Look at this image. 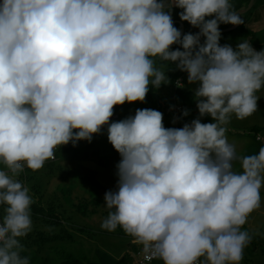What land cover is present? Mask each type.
<instances>
[{
	"label": "clouds",
	"instance_id": "9594fccd",
	"mask_svg": "<svg viewBox=\"0 0 264 264\" xmlns=\"http://www.w3.org/2000/svg\"><path fill=\"white\" fill-rule=\"evenodd\" d=\"M173 8L199 31L182 33ZM243 23L230 0H0V264H30L21 239L34 201L19 174L105 127L121 159L101 228H121L163 264H241L252 239L242 226L262 204L264 147L239 154L226 133L233 115L258 110L264 50L221 45L220 24ZM157 58L196 85L199 117L165 127L162 112L143 108L111 121L115 106L164 84Z\"/></svg>",
	"mask_w": 264,
	"mask_h": 264
},
{
	"label": "rangeland",
	"instance_id": "374dc122",
	"mask_svg": "<svg viewBox=\"0 0 264 264\" xmlns=\"http://www.w3.org/2000/svg\"><path fill=\"white\" fill-rule=\"evenodd\" d=\"M262 34L264 33L255 37L238 28L222 34L220 42L235 48L238 43L247 41L254 49L261 51L264 50ZM174 66L175 63L158 58L155 62V67L165 72V81L173 75ZM181 73L179 79L183 82L181 89L187 93L186 99L176 97L174 83L171 88L165 86L159 89L150 86L145 102H126L124 105L115 106L111 121L134 116L136 109H153L149 99L154 94L160 102L157 110L163 113L165 127L179 128L199 117L193 92L196 85H189L187 73ZM257 96L260 97L257 102L258 110L252 116L240 120L233 115L227 125L228 140L236 144L239 154H258L262 145L255 141L256 136L252 130L257 128L264 134V89L258 92ZM177 107L180 110H177ZM185 109L189 110L188 116H182ZM201 122L211 123L213 120L210 116H204ZM55 154L57 159L52 164H44L38 171L24 169L17 177L23 180L28 189L35 183L40 187L38 194L32 193L33 201L40 197V214L31 212L33 228L21 239V243L31 246V251H34L37 249L38 235H62L65 239L61 241L46 242L45 251L40 254L41 257H48L50 264L60 262L57 251L62 248L83 252L90 259L104 255L118 260L127 255L135 264L136 254L142 250L141 246L119 227L112 232L101 228L102 221L108 215L104 195L107 191H115L117 188L116 165L121 159L108 142L106 127L94 135L91 142L81 140L76 142L75 146L71 142L58 146ZM3 167V164H0V168ZM235 167L239 170L238 164ZM29 194L32 195L31 192ZM261 197V207L252 212L246 224L242 226V230L249 232L252 239L244 249L241 264H264V188L261 189ZM2 215L3 207L0 206V217Z\"/></svg>",
	"mask_w": 264,
	"mask_h": 264
},
{
	"label": "trees",
	"instance_id": "16d2710c",
	"mask_svg": "<svg viewBox=\"0 0 264 264\" xmlns=\"http://www.w3.org/2000/svg\"><path fill=\"white\" fill-rule=\"evenodd\" d=\"M254 9H251L247 14H245V16H248L251 14V12L253 11ZM177 18V17H176ZM178 19L180 20V18L178 17ZM181 21V20H180ZM183 27H184V32L183 33H189V32H192V33H196L199 31L198 28H194L192 27L188 22H184V21H181ZM177 28L180 29V26L177 25V24H174ZM232 25L231 24H227L225 26H222L220 25V30L221 29H226V28H229L231 27ZM238 28H242V25H240ZM237 28V29H238ZM224 34V33H222ZM221 34V36H222ZM201 40H203V38H201ZM220 44L222 45V43L220 42ZM177 48H180L179 45H173L172 46V50H176ZM182 50V49H181ZM173 64V63H172ZM174 73L173 75L170 76V78H168L167 81H165L164 84H162L159 89H162L163 87L167 86V87H172L173 83L181 78V72L179 69L176 68V65L174 66ZM264 89V88H262ZM261 89V90H262ZM175 91V95L177 98H181V99H186L187 98V93L183 90V89H174ZM150 103L151 105L154 107L153 109L154 110H157L158 107L160 106V102L158 101L156 95H152V97H150ZM161 109V108H159ZM159 111V110H158ZM252 132L254 133H260V130L257 129V128H254L252 130ZM261 147H264L261 145ZM55 162V161H54ZM53 162H48V163H45L46 165H49V164H52ZM28 168L26 167L25 170H27ZM27 179V178H26ZM24 186V182L23 180H19ZM39 184L35 183V184H32V186L30 187L29 189V192L34 193V194H38L40 189H39ZM33 196V194L31 195ZM40 201V197L38 200H35L34 199V202L33 204L31 205V212L33 214H40V208H38V202ZM71 238V237H70ZM62 239H65L62 235L60 236H50V235H45V234H42V235H38L37 237V240H36V250L34 251H31L32 247L29 246L27 244H23L26 251L23 253L24 255H27L30 257V264H50V259L48 257H41L40 254H42L45 250V244L46 242H49V240H53V241H61ZM34 245V244H33ZM57 253L60 255V262L58 264H134L133 260L128 257L127 255H124L123 257H121L120 259L118 260H114L113 258H108L106 256H101L99 258H94V259H90L85 253L83 252H73L72 250H69L68 249H60L57 251Z\"/></svg>",
	"mask_w": 264,
	"mask_h": 264
},
{
	"label": "crops",
	"instance_id": "0c3cea01",
	"mask_svg": "<svg viewBox=\"0 0 264 264\" xmlns=\"http://www.w3.org/2000/svg\"><path fill=\"white\" fill-rule=\"evenodd\" d=\"M230 3L232 4V10L235 12H239L238 14H240L242 20L244 21V23L241 24L242 25L241 29L244 32H246L248 35H252V36L254 35L255 37L259 36L261 33H264V0H253L251 6H250L251 0H230ZM251 9H254L251 12V14L245 16V14H247ZM180 11H181L180 9L173 8L172 16H173L174 24L179 25L181 30L182 23L178 19L179 17L178 13ZM220 25L225 26L226 24H220ZM233 26L234 25H232L231 27ZM239 26L240 25H238L235 29H237ZM221 30H225V29H221ZM183 32H184V27H183ZM223 33H227V32H223Z\"/></svg>",
	"mask_w": 264,
	"mask_h": 264
},
{
	"label": "built area",
	"instance_id": "2783aa9c",
	"mask_svg": "<svg viewBox=\"0 0 264 264\" xmlns=\"http://www.w3.org/2000/svg\"><path fill=\"white\" fill-rule=\"evenodd\" d=\"M256 51H259L257 49H255ZM175 88L176 89H181L182 86H183V82L181 79H177L175 82ZM177 110H180L179 107H177ZM255 141L261 143L262 145H264V134H261V133H255ZM57 148L54 150L56 152ZM56 154L54 156L53 159H50L48 161H46L45 163H48V162H54L56 161ZM26 168V167H25ZM135 264H163V262L159 259H155V258H152V259H148L145 257V255L143 254L142 250H140L139 252H137L136 254V258H135Z\"/></svg>",
	"mask_w": 264,
	"mask_h": 264
},
{
	"label": "water",
	"instance_id": "95a60500",
	"mask_svg": "<svg viewBox=\"0 0 264 264\" xmlns=\"http://www.w3.org/2000/svg\"><path fill=\"white\" fill-rule=\"evenodd\" d=\"M252 2H253V0H251L250 6L252 5ZM247 10H249V9H247ZM237 13H239V12H237ZM236 27H237V26L234 25V26L231 27V28H228V29H225V30H220V31H221V33H223V32H229V31L235 29ZM181 31H182V33H183V26H182V25H181ZM179 46H180V45H179Z\"/></svg>",
	"mask_w": 264,
	"mask_h": 264
}]
</instances>
